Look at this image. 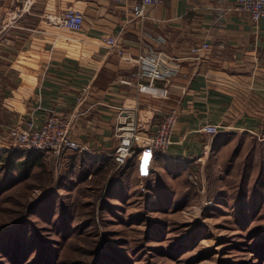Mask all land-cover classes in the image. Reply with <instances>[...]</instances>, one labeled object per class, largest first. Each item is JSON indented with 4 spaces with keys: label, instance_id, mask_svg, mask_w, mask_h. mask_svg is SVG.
I'll list each match as a JSON object with an SVG mask.
<instances>
[{
    "label": "crops",
    "instance_id": "0c3cea01",
    "mask_svg": "<svg viewBox=\"0 0 264 264\" xmlns=\"http://www.w3.org/2000/svg\"><path fill=\"white\" fill-rule=\"evenodd\" d=\"M136 1L0 0V151L9 150L14 125L32 120L38 128L50 115L65 116L83 151L60 159L43 154L55 170L62 163L86 171V165L113 162L121 123L134 117L149 134L172 110V144L150 157L147 171L197 166L233 138L264 142V19L253 24L234 10L235 0H158L145 19L134 20ZM23 8L5 27L6 14ZM68 9L84 16L78 32L53 22ZM109 38L121 56L105 45ZM205 43L209 49L194 61L191 49ZM143 54L165 57L170 68L178 67L175 75L138 77ZM207 124L219 126V134L200 132Z\"/></svg>",
    "mask_w": 264,
    "mask_h": 264
},
{
    "label": "rangeland",
    "instance_id": "374dc122",
    "mask_svg": "<svg viewBox=\"0 0 264 264\" xmlns=\"http://www.w3.org/2000/svg\"><path fill=\"white\" fill-rule=\"evenodd\" d=\"M39 154L28 179L0 192V235L25 216L38 238L59 243L46 210L34 206L52 198L49 220L61 209L76 215L71 237L53 247L61 264H264V142L256 137L233 138L197 166L156 171L140 156L123 167L86 165L87 176L89 168L55 170ZM117 180L123 185L109 189Z\"/></svg>",
    "mask_w": 264,
    "mask_h": 264
},
{
    "label": "built area",
    "instance_id": "2783aa9c",
    "mask_svg": "<svg viewBox=\"0 0 264 264\" xmlns=\"http://www.w3.org/2000/svg\"><path fill=\"white\" fill-rule=\"evenodd\" d=\"M129 0H117L119 3H126ZM158 0H138L131 4V15L134 20L146 18V10ZM234 10L244 13L253 24L264 19V0H235ZM26 9H16L8 12L5 27L14 25ZM60 28L78 32L83 28L84 16L75 9H68L53 20ZM108 49L118 55H122V49L114 38L104 41ZM209 49L207 43L193 47L191 58L194 61L202 59V52ZM167 59L160 54H143L137 58L138 77L149 80H165L175 75L178 67L170 68ZM177 123V112L172 110L164 120L157 126L156 130L149 134H143L141 126L134 117L124 121L117 128L118 144L112 154V159L118 167H123L134 159L144 156L151 157L154 154H163L172 144V134ZM72 120L65 116L50 115L46 117L40 127H36L32 120L24 124L14 125L8 129L7 139L10 145L36 153H50L57 159L63 158L67 153L83 151L72 136ZM200 132L214 137L219 134L220 128L217 125L207 124Z\"/></svg>",
    "mask_w": 264,
    "mask_h": 264
},
{
    "label": "trees",
    "instance_id": "16d2710c",
    "mask_svg": "<svg viewBox=\"0 0 264 264\" xmlns=\"http://www.w3.org/2000/svg\"><path fill=\"white\" fill-rule=\"evenodd\" d=\"M41 157L39 153L19 148L11 152L0 151V192L8 189L14 182L28 179L33 168L42 165ZM89 172L90 170L86 172L87 176L91 175ZM109 183V189L114 185L115 187L123 185L119 180ZM47 199L40 200L34 206L46 210L42 218L52 224L51 230L60 238L59 243L63 244L71 237L72 223L76 215L61 209L56 218L52 220L53 215H51L49 220V215L52 212L48 211V203H52V198ZM54 204L52 205L54 206ZM77 205L73 204L72 207L76 208ZM24 217L25 220L18 226V230L0 235V253L3 261L7 264H61L58 253L55 254V248H53L59 243H51L48 240H43V238H38ZM259 257L264 258V254L261 253ZM100 263L93 261L88 264Z\"/></svg>",
    "mask_w": 264,
    "mask_h": 264
}]
</instances>
